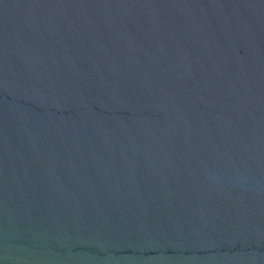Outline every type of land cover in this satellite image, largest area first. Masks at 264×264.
<instances>
[{
	"label": "water",
	"instance_id": "water-1",
	"mask_svg": "<svg viewBox=\"0 0 264 264\" xmlns=\"http://www.w3.org/2000/svg\"><path fill=\"white\" fill-rule=\"evenodd\" d=\"M0 264H264V0H0Z\"/></svg>",
	"mask_w": 264,
	"mask_h": 264
}]
</instances>
